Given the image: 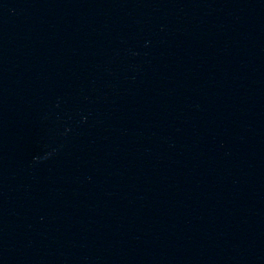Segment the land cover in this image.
I'll return each instance as SVG.
<instances>
[{"label":"water","instance_id":"water-1","mask_svg":"<svg viewBox=\"0 0 264 264\" xmlns=\"http://www.w3.org/2000/svg\"><path fill=\"white\" fill-rule=\"evenodd\" d=\"M0 264H264V0H0Z\"/></svg>","mask_w":264,"mask_h":264}]
</instances>
